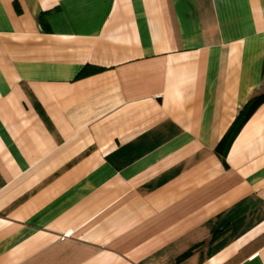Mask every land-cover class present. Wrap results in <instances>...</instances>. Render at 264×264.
<instances>
[{"label":"crops","instance_id":"obj_1","mask_svg":"<svg viewBox=\"0 0 264 264\" xmlns=\"http://www.w3.org/2000/svg\"><path fill=\"white\" fill-rule=\"evenodd\" d=\"M264 0H0V264H264Z\"/></svg>","mask_w":264,"mask_h":264},{"label":"trees","instance_id":"obj_2","mask_svg":"<svg viewBox=\"0 0 264 264\" xmlns=\"http://www.w3.org/2000/svg\"><path fill=\"white\" fill-rule=\"evenodd\" d=\"M264 103V93H261L253 98H251L246 105L240 110L236 119L233 121L232 125L225 133L221 141L219 142L216 150L219 154H225L230 148L234 138L239 133L240 129L247 121V119L252 115L255 109Z\"/></svg>","mask_w":264,"mask_h":264}]
</instances>
